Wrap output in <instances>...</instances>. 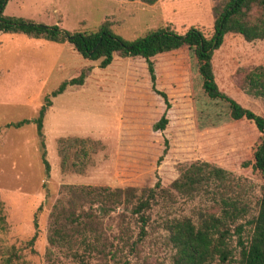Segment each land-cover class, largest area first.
Masks as SVG:
<instances>
[{
    "label": "rangeland",
    "instance_id": "rangeland-1",
    "mask_svg": "<svg viewBox=\"0 0 264 264\" xmlns=\"http://www.w3.org/2000/svg\"><path fill=\"white\" fill-rule=\"evenodd\" d=\"M227 1L159 0L148 5L138 0H8L3 14L37 25H57L72 34L95 30L108 20L116 35L131 42L161 27L178 34L196 27L210 36L216 15ZM153 60L157 87L167 92L171 104L169 122L163 131L152 128L165 105L151 89L142 58L115 56L109 66L100 68L99 61L83 58L69 43L0 33V201L5 220L0 222V264H79L68 248L50 247L48 243L50 214L64 185L151 187L159 177L162 185L169 187L182 165L203 159L243 176L253 200L251 213H256L259 177L250 168H242L254 150L253 130L243 124L225 130L198 131L190 102L186 51L180 49ZM213 66L219 88L264 117V98L243 88L246 71L264 67V40L248 42L228 34L214 52ZM82 69L88 70L82 86H70L50 97L52 105L43 128L50 164L47 173L35 124L18 128L7 125L34 119L45 97ZM68 137L95 142V152L82 161L83 167L73 153L62 167L58 140ZM164 138L169 143L168 151L157 164ZM199 138L215 143L207 144L206 153L201 154ZM214 207L211 195L193 201L178 197L174 204L162 202L152 212L147 237L133 248L119 249L113 234L124 210H116L96 226L101 240L113 246L109 245L103 254H86L85 264L169 262L172 247L160 227L162 219L168 214L196 218L199 212ZM132 227L138 230L134 222ZM249 232L246 224L244 236ZM232 236L229 246L233 255L225 262L216 259L213 264H236L237 237ZM78 251L84 254L83 248Z\"/></svg>",
    "mask_w": 264,
    "mask_h": 264
},
{
    "label": "trees",
    "instance_id": "trees-1",
    "mask_svg": "<svg viewBox=\"0 0 264 264\" xmlns=\"http://www.w3.org/2000/svg\"><path fill=\"white\" fill-rule=\"evenodd\" d=\"M7 1L0 0V33L24 34L32 39L69 43L83 58L99 61L100 68L109 66L115 56L142 58L146 63L151 89L163 99L165 105L163 114L152 126L155 131H163L168 125L167 112L171 104L167 92L157 87L153 59L184 49L190 102L198 131L225 130L245 124L253 130L256 139L250 160L242 163V168H250L259 177L260 197L255 214L251 213L253 200L247 192L248 186L243 176H237L235 172L209 160L198 159L182 165L179 176L169 187L163 186L159 177L151 187L64 185L60 191L61 197L50 214V247L68 248L74 260L85 264L86 254L90 256L94 251L103 254L109 245L113 246V243L106 245L101 240L96 226L102 218L116 210H124L113 234L117 248H133L147 237L152 212L162 202L174 204L178 197L193 201L199 196L211 195L214 209L201 211L196 218L168 214L162 219L160 227L167 233L172 254L169 262L161 264H213L216 259L225 262L233 255L229 246L232 235L237 237L236 264H264V117L224 93L216 82L213 66L214 52L222 46L228 34L241 36L248 42L264 40V0H228L216 15L214 31L210 36L196 27H190L184 34L161 27L131 42L116 35L108 20L95 30L72 34L62 31L57 25H37L29 20L6 16L3 11ZM138 1L153 5L159 0ZM87 73V69H82L77 76L64 80L45 97L34 119L7 125L18 128L30 122L35 124L42 149L41 159L47 173L50 164L43 128L46 112L52 105L50 97L63 93L70 86H82ZM243 83V88L249 94L264 98V67L256 66L246 71ZM198 142L201 154L206 153L204 149L207 144L215 143L214 140L201 138ZM58 143L62 167L70 153L77 158L76 162L80 159L83 167L82 161L90 159V154L96 149L95 142L85 138H60ZM168 147V140L164 138V149L157 164L166 156ZM127 217L130 223H127ZM0 222L5 223L2 201ZM133 222L138 226L136 232L132 227ZM246 224L250 226V232L244 236ZM79 248H83L84 254H80Z\"/></svg>",
    "mask_w": 264,
    "mask_h": 264
}]
</instances>
